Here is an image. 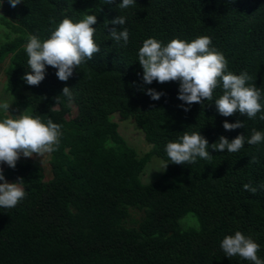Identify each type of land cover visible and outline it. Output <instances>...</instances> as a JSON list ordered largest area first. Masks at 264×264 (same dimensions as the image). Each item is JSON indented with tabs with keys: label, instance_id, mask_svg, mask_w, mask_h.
<instances>
[{
	"label": "trees",
	"instance_id": "trees-1",
	"mask_svg": "<svg viewBox=\"0 0 264 264\" xmlns=\"http://www.w3.org/2000/svg\"><path fill=\"white\" fill-rule=\"evenodd\" d=\"M0 3L5 92L14 93L11 103L22 114L61 126L59 144L49 154V179L44 181L33 160L3 168L6 180L23 179L26 195L15 207L0 208V264H251L226 258L220 248L236 231L259 244L257 256L264 260V140L247 143L253 129L264 133V0H135L123 9L121 0H22L15 8L7 0ZM88 14L96 15L100 52L67 82L46 66L45 79L27 85V37L43 41L62 19L75 23ZM117 16L126 19L120 29L128 30L126 46L109 34L108 21ZM199 36L211 38L210 47L227 61L226 71L246 72L248 84L260 89L262 111L255 118L219 115L214 102L222 85L212 100L183 105L190 109L185 112L177 99L179 82L142 83L138 51L144 40L166 45ZM64 87L72 88L71 104L61 95ZM149 88L164 95L153 101L145 94ZM72 108L75 117L67 119ZM113 114L140 128L151 145L142 157L119 134ZM5 118L3 111L0 119ZM237 120L243 128L223 129L224 122ZM184 132L207 139L212 158L171 164L165 146ZM241 134L245 144L238 152L212 151L220 136L231 141ZM152 155L170 164L143 184L139 176ZM244 184L257 192L244 191ZM132 210L140 218L128 225ZM188 214L195 224L182 221Z\"/></svg>",
	"mask_w": 264,
	"mask_h": 264
},
{
	"label": "clouds",
	"instance_id": "clouds-1",
	"mask_svg": "<svg viewBox=\"0 0 264 264\" xmlns=\"http://www.w3.org/2000/svg\"><path fill=\"white\" fill-rule=\"evenodd\" d=\"M8 4L15 8L22 0H7ZM106 4L114 3V0H105ZM135 0H121L120 8H128ZM2 7V3H0ZM54 23V21H53ZM97 23L96 15H85L78 22L70 18L62 19L54 30H51L47 39L41 40L36 35H29L25 45L28 57L27 64L30 73L26 72L22 79L30 86H38L45 79L46 66L56 70L55 75L61 82H67L73 76L74 70L82 63L90 61L100 52L99 46L94 40ZM126 23L125 17L117 16L108 24L113 25L109 30L111 38L120 42L122 46L128 43L129 33L127 28L121 29ZM120 26L119 30L115 27ZM211 38L199 36L192 41L172 39L166 45L154 38L143 41L138 51V64L142 69V83L150 85L153 81L159 84L179 82L177 99L183 104L179 105L187 112L192 104H201L202 101H210L214 90L222 85L223 94L215 100L214 105L223 117H231L237 113L249 119L255 118L262 111L260 103L261 91L254 84H248L252 78L242 72L233 74L227 69V61L222 53L210 47ZM72 88L64 87L63 95L68 103L73 102ZM145 94L153 101H158L163 92L147 89ZM10 105L7 102L0 103V109L9 113ZM264 120V115L260 116ZM60 125L51 119L44 123L39 117L28 114H20L14 118L9 114L8 118L0 121V164L15 169L21 157L32 158L52 153L59 144L61 135ZM225 131H233L243 128V122H224ZM264 140V133L252 130L247 143L254 145ZM245 144V136L237 135L229 141L220 136L217 142L210 147L212 151L223 153L238 152ZM207 139L193 132H184L177 142H168L165 152L171 164L185 165L196 163L197 158L209 160L212 156L208 151ZM255 159L251 163H255ZM170 163L164 162V170ZM23 179L17 178V182L9 183L5 180L3 169L0 168V208H13L25 198ZM244 191L252 194L257 188L250 184L242 185ZM257 244L250 236L246 237L242 232L236 231L234 235H226L220 243V248L226 258L239 256L250 261L251 264H264L257 256L259 251Z\"/></svg>",
	"mask_w": 264,
	"mask_h": 264
},
{
	"label": "rangeland",
	"instance_id": "rangeland-1",
	"mask_svg": "<svg viewBox=\"0 0 264 264\" xmlns=\"http://www.w3.org/2000/svg\"><path fill=\"white\" fill-rule=\"evenodd\" d=\"M0 36H1L0 37V40H1L2 39L1 31H0ZM6 65H7V62L5 61L0 66V103L7 102L10 105L9 111H13L14 116H18L22 113L18 109H15L11 103V100L14 98V93L13 94L7 93L5 92V89H4L5 77H4L3 71ZM3 111H4L3 109H0V113ZM75 114H76V110L72 108L71 114L67 116V119H74ZM5 115L9 116V113L5 112ZM110 119L117 124L119 134L123 137L127 145L132 147L137 152L138 157H142L145 153H147L150 150L151 145L145 141L142 131L135 124L133 119L128 118V119L121 120L117 114L111 115ZM19 160H33L39 163L43 169L44 181L49 179L50 177L49 163H48L49 153H45L42 156H33L32 158L21 157ZM163 163L164 162L159 157H157L156 155H152L148 163L143 168L142 173L139 176L140 182L143 184H147V183H151L155 181L164 172ZM4 166L6 165L0 164V168H3ZM139 218H140V213L136 210H132L130 211V218L127 224L131 225L132 221H136ZM187 219H191L193 223L195 224V219L192 217L191 214L186 215L182 219V221L187 220Z\"/></svg>",
	"mask_w": 264,
	"mask_h": 264
},
{
	"label": "crops",
	"instance_id": "crops-1",
	"mask_svg": "<svg viewBox=\"0 0 264 264\" xmlns=\"http://www.w3.org/2000/svg\"><path fill=\"white\" fill-rule=\"evenodd\" d=\"M4 167H5V166H4ZM4 167H3V168H4ZM3 168H2V169H3ZM5 180H6V179H5ZM7 181H9V180H7ZM9 182H10V183H15V182H12V181H9Z\"/></svg>",
	"mask_w": 264,
	"mask_h": 264
}]
</instances>
